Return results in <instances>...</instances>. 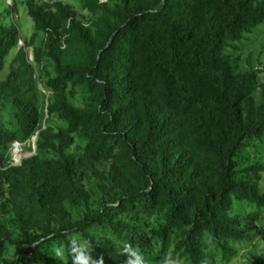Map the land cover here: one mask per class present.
<instances>
[{
	"label": "trees",
	"instance_id": "16d2710c",
	"mask_svg": "<svg viewBox=\"0 0 264 264\" xmlns=\"http://www.w3.org/2000/svg\"><path fill=\"white\" fill-rule=\"evenodd\" d=\"M258 1L121 0L118 9L108 11L105 32L98 39L77 19L71 5L58 1L35 8L30 4L29 15L37 31L47 34L44 48L33 53L32 61L23 53L19 28L0 21V72L11 50H21L19 66L12 67L5 82L0 81V92L16 107L20 126L16 132L0 130V166L11 144L30 142L38 133L39 150L45 148V141H58L63 156L73 143L65 132L54 134L43 127L36 80L41 73L35 66H41L43 50L60 63L59 29L70 23L73 34L89 46L90 53L80 67L66 72L60 68L49 81L53 100H48L47 114L68 122L69 134L86 135L89 152L85 161L91 165L118 157L112 177L124 186L120 209L110 208L109 213L74 222L65 203L89 199L76 181L85 165L82 160L63 156L38 163L33 157L23 166L30 174L29 182L17 177L21 169L1 172L10 185L11 204L25 242L33 232L63 241L67 264H74L78 249L71 241L74 235L86 237L93 226L109 222L126 242L131 227L108 217L143 200L160 210L169 208L159 244L166 249L170 232L176 230L180 234L177 250L184 251L191 264L206 261L205 232L216 244L244 237L238 230L241 220L233 215L234 203L247 201L264 209V193L238 175L249 171L258 175L264 167L241 172L234 159L248 140L264 136V103L257 107L253 100L256 73L236 75L224 53L264 23V0ZM94 5L98 7V0ZM45 8L52 10L44 12ZM74 73L81 81L89 75L101 83L99 110L69 104L67 89ZM56 219L58 229L53 228ZM9 236L0 223V259ZM131 239L141 247L151 244L138 233ZM90 242L89 264L101 256L104 264L127 261L122 249Z\"/></svg>",
	"mask_w": 264,
	"mask_h": 264
},
{
	"label": "rangeland",
	"instance_id": "374dc122",
	"mask_svg": "<svg viewBox=\"0 0 264 264\" xmlns=\"http://www.w3.org/2000/svg\"><path fill=\"white\" fill-rule=\"evenodd\" d=\"M58 1L71 5L77 12V19L91 32L94 39H98V36L105 32V21L110 18L108 11L116 10L122 5L121 0H98V7L94 5V0H0L1 24L15 25L19 28L21 40H23V44L20 45L24 46L23 53L27 57L28 54L43 49L47 39L46 33L37 31L29 15V5L33 4L35 8H39L44 4L52 5ZM50 10L52 9L45 8L44 12ZM59 33L58 44L63 51L61 61L58 64L48 55V51L43 50L41 66L35 65L36 70L41 73V79L37 76L36 80L41 95L39 106L42 111L43 127H49L54 134L65 132L71 136L73 143L64 151L63 156L82 160L85 163L76 181L88 192L89 199L87 202L77 204L65 203L70 220L80 222L88 215L98 217L104 212L109 213L110 208L120 209L123 206L124 186L114 182L112 177V170L119 165L118 157L101 161L95 166L91 165L85 161L89 152V140L86 135L80 132L69 134L68 122L57 115L49 117L47 114L48 100H53V95L47 88L49 81L59 74L60 68L66 72L80 67L90 53L89 46L73 34L70 23H63ZM20 51L19 48L12 49L5 57L4 69L0 72L1 82L8 79L12 67L19 66ZM224 54L231 60L236 75L256 73L258 86L253 94V100L257 107L261 106L264 103V23L251 33L244 34L243 38L227 48ZM100 89L101 83L91 76L88 75L86 81H81L79 75L74 73L67 89L68 102L78 109L99 110L101 108L98 100ZM19 129L16 107L8 101L5 94L0 92V130L16 132ZM33 140L25 143L17 142L16 145L11 144L0 166V223L10 234L5 241L0 264H54L52 260L67 264L66 245L63 241L44 239L37 232H33L30 241L25 242L26 236L11 204L10 185L7 177L1 173L9 169H21L17 177L23 182H29L30 174L23 167L25 161L33 157L38 158V163L62 159L58 141H45V148L39 150L38 142L34 144ZM234 160L236 169L241 172L253 166L264 167V136L260 139L248 140ZM238 179L255 183L259 191L264 193V171H260L258 175L250 171L241 173ZM168 211L169 208L160 210L146 200L136 202L133 207L117 210L114 216L108 217L109 221L131 227L126 242L109 222L105 225L93 226L88 230L86 237L76 234L71 241L74 247L86 250L89 255L93 251L91 239L109 243L122 250L125 246H130L143 255L145 264H191L188 255L184 251L177 250L180 234L176 230L170 232L166 249L159 244V232L168 224ZM253 214L256 215L255 218H252ZM233 215L240 218L238 230L244 237L239 240L228 239L222 244H216L211 240L209 233L205 232L203 252L206 255V261L203 264H264V209H258L256 205L247 201L235 202ZM53 228H59L58 219L55 220ZM135 233L148 238L151 244L147 247L136 245L131 239ZM21 244L23 247L18 250ZM121 264H126V261Z\"/></svg>",
	"mask_w": 264,
	"mask_h": 264
},
{
	"label": "clouds",
	"instance_id": "9594fccd",
	"mask_svg": "<svg viewBox=\"0 0 264 264\" xmlns=\"http://www.w3.org/2000/svg\"><path fill=\"white\" fill-rule=\"evenodd\" d=\"M123 251L128 255L126 264H145L143 255L137 250L132 249L130 246H125ZM89 261L90 257L86 250L76 249L74 255V264H89ZM94 264H104L103 257L101 256L97 261L94 262Z\"/></svg>",
	"mask_w": 264,
	"mask_h": 264
},
{
	"label": "water",
	"instance_id": "95a60500",
	"mask_svg": "<svg viewBox=\"0 0 264 264\" xmlns=\"http://www.w3.org/2000/svg\"><path fill=\"white\" fill-rule=\"evenodd\" d=\"M21 43V42H20ZM29 56V59H31V61L33 60V52L31 54H28ZM38 135L39 133L35 136L34 140H33V143L36 144L37 141H38ZM29 142V141H28Z\"/></svg>",
	"mask_w": 264,
	"mask_h": 264
},
{
	"label": "bare ground",
	"instance_id": "6f19581e",
	"mask_svg": "<svg viewBox=\"0 0 264 264\" xmlns=\"http://www.w3.org/2000/svg\"><path fill=\"white\" fill-rule=\"evenodd\" d=\"M22 41H23V40H22ZM22 41H21V42H22ZM22 43H23V42H22ZM25 44H26V43H25Z\"/></svg>",
	"mask_w": 264,
	"mask_h": 264
},
{
	"label": "built area",
	"instance_id": "2783aa9c",
	"mask_svg": "<svg viewBox=\"0 0 264 264\" xmlns=\"http://www.w3.org/2000/svg\"><path fill=\"white\" fill-rule=\"evenodd\" d=\"M12 1V0H11Z\"/></svg>",
	"mask_w": 264,
	"mask_h": 264
}]
</instances>
